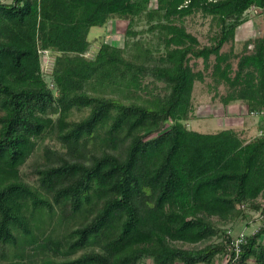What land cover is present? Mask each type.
<instances>
[{
    "label": "trees",
    "instance_id": "16d2710c",
    "mask_svg": "<svg viewBox=\"0 0 264 264\" xmlns=\"http://www.w3.org/2000/svg\"><path fill=\"white\" fill-rule=\"evenodd\" d=\"M151 1L0 0V264H224L227 230L264 214V0ZM247 11L263 29L236 51ZM196 14L214 28L206 44L184 24ZM137 18L154 49L101 41L86 56L91 27L127 20L135 35ZM206 73L260 133L188 127ZM40 148L34 185L20 168ZM243 234L238 264H264V220Z\"/></svg>",
    "mask_w": 264,
    "mask_h": 264
},
{
    "label": "rangeland",
    "instance_id": "374dc122",
    "mask_svg": "<svg viewBox=\"0 0 264 264\" xmlns=\"http://www.w3.org/2000/svg\"><path fill=\"white\" fill-rule=\"evenodd\" d=\"M155 1H151V5H154ZM247 21L236 29L235 39L233 42V48L239 50L245 39L249 37H255L260 34V29L263 24V20L260 16L256 15L254 12L247 11L245 13ZM187 30L197 36L199 41L203 44L209 42L210 34L213 33L214 28L210 26V20L207 17H202L200 14H196L193 17L187 18L184 22ZM128 28L127 20H115L110 21L107 25L103 27L94 26L91 27L88 37L91 41L90 50L86 53V56L91 57L93 53L97 50V47L101 41H107L113 45L123 47L124 43L128 41L130 47H126L125 55L128 56L131 50V44L133 42L139 41L142 46L154 49L157 43L156 32L147 31L148 24L143 18H137L130 25L131 31L136 32L135 35H127L126 30ZM230 48V43L225 44L222 47V51H227ZM233 68H236V59L232 60ZM196 70H202L203 64L201 59L192 60ZM162 86L161 83H158ZM225 93L223 85H217L213 87V81L206 73L203 81H196L192 93V114L195 119L188 122V127L197 130L199 132H217L224 128H229L233 126L234 130L240 132L241 137L248 139L252 137L257 131V117L253 114L243 115L244 106H237L236 109L231 114H236V120L227 118L228 107H224L220 101L219 95ZM231 105L235 102L230 103ZM235 112V113H234ZM87 113L86 110L73 111L71 119H79ZM242 115V117H241ZM44 143H49L46 140ZM53 148L64 151L59 145V143L54 142ZM43 150L40 148L32 155L27 162L21 166L20 171L23 174L26 181L31 184L36 185V174L33 172V168L36 165H43L44 157ZM258 201L264 206V198H259ZM47 218L44 215V219ZM264 220V214H260V211H249L248 215L243 218H239L230 227L233 231H243L244 233L253 232ZM230 224L226 225L229 226ZM79 252L77 253V255ZM75 257V256H73ZM7 264V262H3ZM217 264H222L220 257L217 258Z\"/></svg>",
    "mask_w": 264,
    "mask_h": 264
},
{
    "label": "built area",
    "instance_id": "2783aa9c",
    "mask_svg": "<svg viewBox=\"0 0 264 264\" xmlns=\"http://www.w3.org/2000/svg\"><path fill=\"white\" fill-rule=\"evenodd\" d=\"M43 55V60L41 64V70L44 76L49 77L53 70L55 55L47 49L40 50ZM92 57V56H91ZM227 233L232 237L228 250L229 253L225 256L224 264H238V259L241 253V244L244 241L243 231H233L231 229L227 230Z\"/></svg>",
    "mask_w": 264,
    "mask_h": 264
},
{
    "label": "crops",
    "instance_id": "0c3cea01",
    "mask_svg": "<svg viewBox=\"0 0 264 264\" xmlns=\"http://www.w3.org/2000/svg\"><path fill=\"white\" fill-rule=\"evenodd\" d=\"M241 26V25H240ZM262 29H263V24H262V27H261V29L259 30L260 31V33H261V31H262ZM260 35V34H259ZM256 36H258V35H256ZM235 50H236V48H234ZM236 51H238V50H236ZM233 102H235V104H234V106H233V104L231 105L230 103H232V102H230L228 105H226V106H224V107H228V113H226L227 115V118L226 119H228V117H230L231 119H233V120H236L237 119V117L236 116H234V115H236V114H231L235 109H236V107L237 106H239V107H241V105L242 106H244V108H245V105L241 102V101H233ZM235 113V112H234ZM243 115L245 116L246 115V109H244V112H243ZM256 116V115H255ZM241 117H242V115H241ZM257 117V126H256V133L255 134H257V133H260V130H259V123H261L260 121H259V116H256ZM229 128H233V126H230ZM234 129V128H233ZM237 131V130H236ZM240 133V132H239ZM254 134V135H255ZM253 135V136H254Z\"/></svg>",
    "mask_w": 264,
    "mask_h": 264
}]
</instances>
